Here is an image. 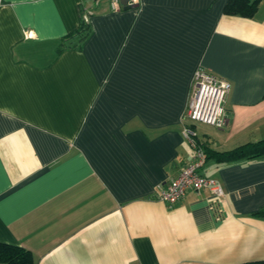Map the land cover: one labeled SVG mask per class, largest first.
Segmentation results:
<instances>
[{"label":"crops","instance_id":"1","mask_svg":"<svg viewBox=\"0 0 264 264\" xmlns=\"http://www.w3.org/2000/svg\"><path fill=\"white\" fill-rule=\"evenodd\" d=\"M229 1L0 0V244L34 264L264 261V159L205 160L223 198L158 199L192 161L184 126L218 153L264 140V0ZM82 11L90 37L60 51ZM198 68L230 83L221 129L184 118Z\"/></svg>","mask_w":264,"mask_h":264},{"label":"built area","instance_id":"2","mask_svg":"<svg viewBox=\"0 0 264 264\" xmlns=\"http://www.w3.org/2000/svg\"><path fill=\"white\" fill-rule=\"evenodd\" d=\"M113 10H119V0H109ZM137 0H129L133 6ZM32 34L27 33L30 37ZM230 91V83L198 68L193 75L192 90L184 118L190 122L221 129L225 122V102ZM184 138L193 148L192 161L182 166L177 176L164 188L161 187L158 199L169 206L178 203L188 191L208 190L215 198H223L221 185L199 172L205 162L203 150L193 143L194 133L186 126L183 127Z\"/></svg>","mask_w":264,"mask_h":264},{"label":"trees","instance_id":"3","mask_svg":"<svg viewBox=\"0 0 264 264\" xmlns=\"http://www.w3.org/2000/svg\"><path fill=\"white\" fill-rule=\"evenodd\" d=\"M257 6V2L248 4V0H230L226 6V13L250 16ZM85 12H81V23L78 29L70 35H67L60 45V51L66 49L81 50L87 39L92 33L90 24L84 19ZM193 123V122H192ZM192 130V127L189 126ZM193 143L200 148L203 146L193 138ZM204 152L205 160L209 158L226 164H233L240 161H251L264 159V140L254 143L241 145L231 151L218 153L207 148H201ZM0 263L1 264H34L30 252L13 245L0 244ZM242 264H264V261H252Z\"/></svg>","mask_w":264,"mask_h":264},{"label":"water","instance_id":"4","mask_svg":"<svg viewBox=\"0 0 264 264\" xmlns=\"http://www.w3.org/2000/svg\"><path fill=\"white\" fill-rule=\"evenodd\" d=\"M128 3H129V0H120V4L122 5V6H124L125 7V9H127L128 8Z\"/></svg>","mask_w":264,"mask_h":264}]
</instances>
